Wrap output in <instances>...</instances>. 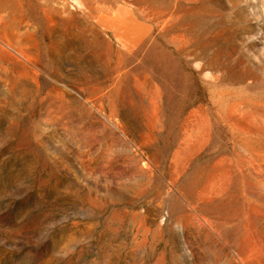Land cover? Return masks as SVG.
<instances>
[{
  "label": "rangeland",
  "instance_id": "rangeland-1",
  "mask_svg": "<svg viewBox=\"0 0 264 264\" xmlns=\"http://www.w3.org/2000/svg\"><path fill=\"white\" fill-rule=\"evenodd\" d=\"M0 264H264V0H0Z\"/></svg>",
  "mask_w": 264,
  "mask_h": 264
}]
</instances>
